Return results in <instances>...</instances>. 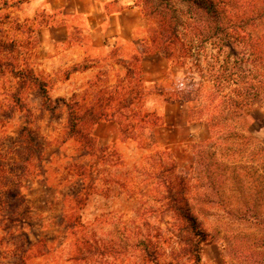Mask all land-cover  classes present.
<instances>
[{
  "label": "rangeland",
  "instance_id": "1",
  "mask_svg": "<svg viewBox=\"0 0 264 264\" xmlns=\"http://www.w3.org/2000/svg\"><path fill=\"white\" fill-rule=\"evenodd\" d=\"M132 1L143 25L125 58L79 64L101 0H0V264H141L145 236L170 261L184 225L163 185L178 181L209 236L199 263L179 264H264V94L239 117L212 94L254 61L264 83V0H218L223 40L197 37L205 21L189 25L182 0ZM165 4L186 57L153 49Z\"/></svg>",
  "mask_w": 264,
  "mask_h": 264
},
{
  "label": "trees",
  "instance_id": "2",
  "mask_svg": "<svg viewBox=\"0 0 264 264\" xmlns=\"http://www.w3.org/2000/svg\"><path fill=\"white\" fill-rule=\"evenodd\" d=\"M188 5V20H191L189 25L196 24L201 20H204L203 24L205 27L204 33L202 29L197 28L195 31L197 37H203L206 35V39L216 38L218 37L220 40L224 39L227 36V27L221 20V10L220 4L218 0H182ZM165 11L168 17H164V21L167 25H164L163 20L161 21V31L158 33L155 32L152 27L149 28L153 33L151 34V42L153 49L155 52L163 53L168 56L173 55L175 53H180L185 57L189 53V48L187 45H180V49L177 50V44L180 42V26L182 25L179 19L175 16L176 10L165 4ZM163 18V17H162ZM166 19V20H165ZM196 22V23H195ZM178 51V52H177ZM230 59L225 61L226 66H229ZM250 61V60H249ZM248 61V67H250ZM236 62H242V60H237ZM242 65V64H240ZM259 65L255 63L252 66V69L256 71L252 77V69L247 73V71H242L243 67L239 66V70H235V76L239 78L236 79L237 85L233 88H225L223 86L216 85L212 90L213 97L215 95L223 94L224 97V108L221 110L220 115H226L227 113H231L232 117H239L241 114L250 107L259 103L263 100L264 94V83L262 80V75L258 71ZM227 69H224V75H227ZM234 75V73H233ZM23 78H26L30 83L37 84L39 89L44 93L45 85L42 81H38V78L33 76L32 73H25ZM252 80L254 82H252ZM20 108L22 106L20 105ZM70 117H71V126L72 131L76 129L75 124L83 123V120H76L73 116V108L70 107ZM25 129H22L24 131ZM25 132V131H24ZM24 143L22 144V146ZM203 148H200V151ZM1 161V158H0ZM24 169V167L22 168ZM3 167L0 163V177L5 174L3 171ZM184 182L178 181L175 185H169V183H165L163 186L167 189V193L169 196L167 203V210L170 212V216L172 219L179 221L184 225L183 229L178 231V233H171L168 237V242L166 245H171L170 248V257L172 258L170 261H166L164 250L162 249L164 246L163 241H157L156 237H153L151 241L150 237L145 236L144 241L141 242V246L139 247V252L141 254V264H179V260L182 255H184L188 259H192L193 262H200V255L202 252V248L208 242V235L202 229L200 223L192 212V209L183 195V186Z\"/></svg>",
  "mask_w": 264,
  "mask_h": 264
},
{
  "label": "crops",
  "instance_id": "3",
  "mask_svg": "<svg viewBox=\"0 0 264 264\" xmlns=\"http://www.w3.org/2000/svg\"><path fill=\"white\" fill-rule=\"evenodd\" d=\"M99 6L100 17L92 29L94 35H89L88 40L92 51L89 54L85 53L86 50L82 51L80 60L76 61L79 64L85 58L91 57L98 60L108 57L111 53L116 55L115 51L120 58L124 59L126 53L123 54V51L133 45L138 31L142 28L140 15L132 0H101ZM92 70L89 65H77L72 70V76L84 80ZM113 126V124L108 126L110 133L106 137H111L113 131L115 133ZM96 127L99 136L103 137L99 126Z\"/></svg>",
  "mask_w": 264,
  "mask_h": 264
}]
</instances>
